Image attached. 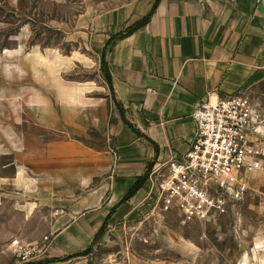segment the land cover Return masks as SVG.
<instances>
[{"label":"crops","instance_id":"crops-1","mask_svg":"<svg viewBox=\"0 0 264 264\" xmlns=\"http://www.w3.org/2000/svg\"><path fill=\"white\" fill-rule=\"evenodd\" d=\"M155 4L121 0L112 8L87 7L74 21L70 35L95 53L98 77L111 93L108 147L96 150L75 138L81 135H63L26 165L15 166L13 205L22 220L15 234L27 243L51 241L46 254L28 264H92L89 256L71 257L91 248L103 232L113 234L144 215L154 195L153 169L187 153L198 105L242 94L264 74V0ZM154 6L144 26L120 37ZM53 56L35 49L32 62L54 77L65 63H91L80 53L66 61L56 51ZM102 71L110 75L112 90ZM53 87L48 90L59 89L63 99L64 85ZM92 92L83 84L72 94ZM105 111L100 103L93 113L102 120ZM144 177L142 187L124 201ZM184 248L192 250L189 244ZM104 264L164 263L123 253Z\"/></svg>","mask_w":264,"mask_h":264},{"label":"rangeland","instance_id":"rangeland-1","mask_svg":"<svg viewBox=\"0 0 264 264\" xmlns=\"http://www.w3.org/2000/svg\"><path fill=\"white\" fill-rule=\"evenodd\" d=\"M120 2L0 0V68L5 67L0 72V264H19L13 254L17 244L43 246V240L27 243L26 237L15 234L22 222L13 205L15 166L26 165L48 142L63 135H81L75 138L96 150L108 147L111 93L98 77L95 53L70 33L84 8H112ZM35 49L51 60L54 51L65 61L80 53L91 63H65L57 77L47 76L32 62ZM60 82L63 99L59 89L48 90ZM83 84L94 92L73 95ZM242 95L261 115L258 140L264 152V74ZM100 103L106 104L102 120L93 113ZM144 209V215L127 227L96 238L88 254L92 264L117 260L123 253L164 264H264V165L252 175L243 199L208 222L184 223L177 213L160 212L153 200Z\"/></svg>","mask_w":264,"mask_h":264},{"label":"built area","instance_id":"built-area-1","mask_svg":"<svg viewBox=\"0 0 264 264\" xmlns=\"http://www.w3.org/2000/svg\"><path fill=\"white\" fill-rule=\"evenodd\" d=\"M195 131L187 153L171 156L152 173L155 208L177 213L184 223L210 221L243 199L252 175L263 169L264 152L258 140L261 115L242 94L215 102L202 101L191 115ZM159 166V167H157ZM15 245L19 264L38 261L50 239Z\"/></svg>","mask_w":264,"mask_h":264},{"label":"trees","instance_id":"trees-1","mask_svg":"<svg viewBox=\"0 0 264 264\" xmlns=\"http://www.w3.org/2000/svg\"><path fill=\"white\" fill-rule=\"evenodd\" d=\"M159 0H156V4L158 3ZM155 4V5H156ZM155 9V6L154 8L152 9V12L146 17L144 18L140 23H137L135 26H133L132 28L128 29L127 31H125L124 33L120 34V37H126V36H129L130 34H132L136 29H138L139 27L141 26H144L150 19L151 17V14L153 13ZM102 64H103V60H102ZM102 77L104 79V81L107 83L108 85V88L110 90H112V85H111V78H110V75L105 72V71H102ZM146 181V177L144 178H140L136 184L133 186V188L129 191V193L126 195V197L124 198V201L125 200H128L131 196H133L141 187L142 185L144 184V182ZM97 238V237H96ZM90 252V248L87 249L86 251H84L83 253L81 254H78V255H75L71 258H78V257H85V256H88Z\"/></svg>","mask_w":264,"mask_h":264},{"label":"bare ground","instance_id":"bare-ground-1","mask_svg":"<svg viewBox=\"0 0 264 264\" xmlns=\"http://www.w3.org/2000/svg\"><path fill=\"white\" fill-rule=\"evenodd\" d=\"M260 130H261V128H260Z\"/></svg>","mask_w":264,"mask_h":264}]
</instances>
